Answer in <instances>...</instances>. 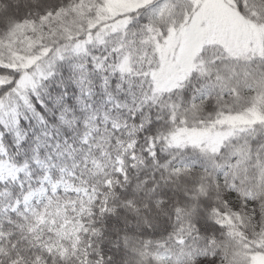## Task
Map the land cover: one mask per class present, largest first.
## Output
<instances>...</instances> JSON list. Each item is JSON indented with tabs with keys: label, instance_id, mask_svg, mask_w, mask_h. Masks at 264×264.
Instances as JSON below:
<instances>
[{
	"label": "snow or ice",
	"instance_id": "obj_1",
	"mask_svg": "<svg viewBox=\"0 0 264 264\" xmlns=\"http://www.w3.org/2000/svg\"><path fill=\"white\" fill-rule=\"evenodd\" d=\"M0 264H264V0H0Z\"/></svg>",
	"mask_w": 264,
	"mask_h": 264
}]
</instances>
